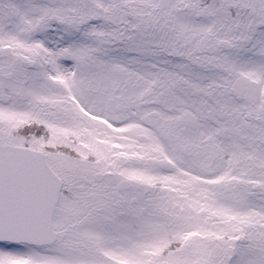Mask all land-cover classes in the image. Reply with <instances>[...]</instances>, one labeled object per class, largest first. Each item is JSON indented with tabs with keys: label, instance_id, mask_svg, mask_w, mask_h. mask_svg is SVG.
<instances>
[{
	"label": "snow or ice",
	"instance_id": "snow-or-ice-1",
	"mask_svg": "<svg viewBox=\"0 0 264 264\" xmlns=\"http://www.w3.org/2000/svg\"><path fill=\"white\" fill-rule=\"evenodd\" d=\"M0 264H264V0H0Z\"/></svg>",
	"mask_w": 264,
	"mask_h": 264
}]
</instances>
